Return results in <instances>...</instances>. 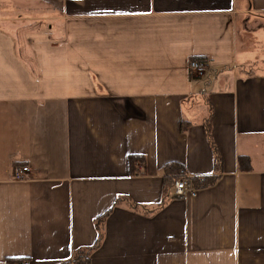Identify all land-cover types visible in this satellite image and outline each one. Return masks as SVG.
Here are the masks:
<instances>
[{"label":"crops","instance_id":"1","mask_svg":"<svg viewBox=\"0 0 264 264\" xmlns=\"http://www.w3.org/2000/svg\"><path fill=\"white\" fill-rule=\"evenodd\" d=\"M171 161L217 180L174 195ZM80 249L264 264V0H0V264Z\"/></svg>","mask_w":264,"mask_h":264},{"label":"trees","instance_id":"2","mask_svg":"<svg viewBox=\"0 0 264 264\" xmlns=\"http://www.w3.org/2000/svg\"><path fill=\"white\" fill-rule=\"evenodd\" d=\"M195 59L208 61L205 57H195ZM205 126H206L207 135L211 140V143H214L215 138L213 134L212 118H210L209 121L206 122ZM181 128L186 130L188 128V124L182 122ZM219 158L218 161H220ZM142 161H144V157L141 156L140 154L130 155L129 162H130L131 172L134 173L136 169V164L141 163ZM238 163L241 170H249L251 168V159L247 155H240L238 158ZM164 168L168 176L165 180V190H167L171 185H174L175 181L179 179L187 180L188 183H190L191 186L194 188H202L213 185L217 180V177L210 175L189 176L186 173V169L184 165L175 161L168 162L167 164L164 165ZM105 217L106 216H102L101 218H99L97 223L99 229V239H101L104 234L103 229H104ZM90 253L91 250L89 249L76 250L73 256V260L66 261L61 264H90ZM23 259H24L23 257L10 258L8 260V264H15L16 262H19Z\"/></svg>","mask_w":264,"mask_h":264},{"label":"built area","instance_id":"3","mask_svg":"<svg viewBox=\"0 0 264 264\" xmlns=\"http://www.w3.org/2000/svg\"><path fill=\"white\" fill-rule=\"evenodd\" d=\"M210 66L208 61L198 60L192 58L189 61V71L194 77H203L208 71V67ZM30 168L28 165L18 166L14 171V179L15 180H24L28 177V173ZM188 192L196 193V188L192 187L190 183H188L185 179L176 180L173 185V193L177 196H184ZM15 264H31V261L28 258H24L23 260L16 262Z\"/></svg>","mask_w":264,"mask_h":264}]
</instances>
